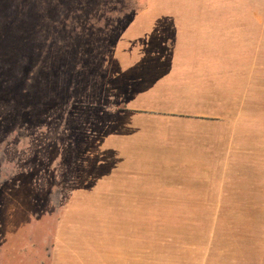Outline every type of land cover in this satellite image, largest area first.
I'll return each instance as SVG.
<instances>
[{"label": "rangeland", "instance_id": "rangeland-1", "mask_svg": "<svg viewBox=\"0 0 264 264\" xmlns=\"http://www.w3.org/2000/svg\"><path fill=\"white\" fill-rule=\"evenodd\" d=\"M153 17L209 27L162 42L218 54L209 160L227 172L210 183L264 193V0H0V264H264L243 257L264 206L121 203L131 40L116 44Z\"/></svg>", "mask_w": 264, "mask_h": 264}, {"label": "crops", "instance_id": "crops-1", "mask_svg": "<svg viewBox=\"0 0 264 264\" xmlns=\"http://www.w3.org/2000/svg\"><path fill=\"white\" fill-rule=\"evenodd\" d=\"M147 9L150 12L151 6ZM157 9L154 6L151 12ZM155 18L147 21L146 31L131 34L129 28L116 44L122 49L124 41H132L125 55L129 63L121 70L129 84L123 96L128 118L115 133L122 138L126 165L115 172V180L130 182L119 196L128 200L121 203L264 206V193L252 192V182L245 187L225 179L222 185L210 183V174L227 172L209 160L219 141L218 128L227 125L214 114L218 107L212 104L219 101L217 85H212L213 70L218 75V54L166 51L168 43L162 42L174 36L179 38L177 44L184 39L195 45L199 39L212 38V32L201 23ZM133 48L144 49L130 52ZM243 254L258 256L264 263V242Z\"/></svg>", "mask_w": 264, "mask_h": 264}]
</instances>
